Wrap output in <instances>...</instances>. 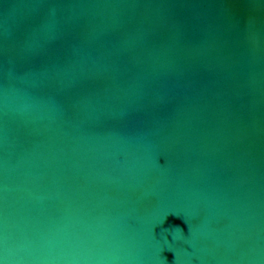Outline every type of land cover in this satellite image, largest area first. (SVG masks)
Masks as SVG:
<instances>
[{"label":"water","instance_id":"water-1","mask_svg":"<svg viewBox=\"0 0 264 264\" xmlns=\"http://www.w3.org/2000/svg\"><path fill=\"white\" fill-rule=\"evenodd\" d=\"M0 264H264V0H0Z\"/></svg>","mask_w":264,"mask_h":264}]
</instances>
